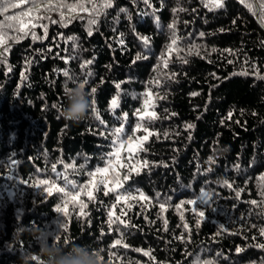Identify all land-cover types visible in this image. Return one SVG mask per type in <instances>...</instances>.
Returning a JSON list of instances; mask_svg holds the SVG:
<instances>
[{"label":"trees","instance_id":"obj_1","mask_svg":"<svg viewBox=\"0 0 264 264\" xmlns=\"http://www.w3.org/2000/svg\"><path fill=\"white\" fill-rule=\"evenodd\" d=\"M16 2L6 15L30 7ZM47 2L30 14L51 18L39 22L47 38L15 40L16 32L0 29L7 33L0 46V264H22V255L38 252L36 228L49 243L59 235L61 244L98 248L106 264H264V0H223V7L112 0L107 8L95 0L100 15L91 35L88 12L64 9L71 20L64 26L58 11L44 10ZM0 22L7 23L4 15ZM34 31L43 37V28ZM65 70L92 93L93 107L78 123L60 116L68 103ZM149 96L158 119L141 120L136 112ZM138 123L153 134L131 158L121 152L112 179L119 173L123 186L107 195L103 185L91 189L92 200L79 193L85 215L72 202L67 216L57 212L65 193L77 195L72 184L88 185L89 173L106 166L115 128H123L121 139L147 134L134 132ZM203 189L212 204L193 213L187 201ZM118 193L148 199L117 202ZM109 211L128 226L109 227Z\"/></svg>","mask_w":264,"mask_h":264},{"label":"snow or ice","instance_id":"obj_2","mask_svg":"<svg viewBox=\"0 0 264 264\" xmlns=\"http://www.w3.org/2000/svg\"><path fill=\"white\" fill-rule=\"evenodd\" d=\"M22 2H24V0H22ZM26 2H28L30 4V7L23 11L20 12L18 14L15 15H6L10 9H15L18 8L20 6L19 3L16 2V0H0V15H4V21H7V23L5 24L4 22H0V29H10L13 30L14 32L17 33V35L10 37L11 39H15V40H20L23 39L25 37H27L29 34H31L32 39L38 40V39H45L47 38V25L44 23H39L40 21L46 20V19H51L50 17H46V16H42V15H30L33 13V9H36V12L38 13L40 11L41 8V0H26ZM85 2L87 3H91L92 4V8L91 10L89 8H87L85 6ZM111 2L112 0H105V3L103 5L104 8L107 7H111ZM145 4H148V0H144ZM241 2H243V0H241ZM205 6H208L207 4ZM211 6L212 7H223V0H211ZM43 8L45 11L51 12V11H58L59 15H60V22L64 25L67 26L68 23H71L70 19H66V14L64 9L68 10L69 14L75 13L77 10L79 11H83V12H88L89 16H88V34L91 35L92 34V28L94 25L97 24V17L100 15V10L97 9L95 0H79L78 3H72V4H68L66 3V0H57L56 3H52V0H48L47 3L43 4ZM123 11V10H122ZM22 17H29L28 19H23ZM81 19H83L84 17H80ZM52 23H56L55 20L51 21ZM39 26L41 28H43L44 30V35L43 37L37 36L34 29ZM170 28H175V25H170ZM201 35H204L203 33H201ZM7 33L5 31H0V46L4 45L7 43ZM69 39H75L74 37H71ZM144 42L147 44L148 43V38L145 37L143 38ZM177 40L178 37L175 35V33H173V37H172V45H176L177 44ZM122 43V41H121ZM196 49V46H192V48H190L189 54H191L194 50ZM7 51V49H5V52ZM212 51H216V49H212ZM196 54H199V52H196ZM0 55H3L2 53H0ZM141 57L138 55L137 59H140ZM186 62V61H184ZM86 63L90 64L91 61H87ZM165 67H167V61H165ZM69 73L67 70H65L63 72L64 76H67ZM258 75V72H257ZM261 79H264V77H260ZM87 82V81H86ZM156 83H159V81L157 80ZM119 84L116 85L117 88H119ZM96 91V89H92V92L94 93ZM198 93H193L192 95H197ZM148 95V94H146ZM111 105L113 108H115L117 106V100L113 99L111 101ZM144 106H145V111L147 113L146 117L141 115L140 111L137 110L136 115L140 116L141 120L147 118L148 120H154V119H158L156 113L154 111L152 112H148V108H154V102L150 103L149 99H145L144 101ZM93 111L95 112L96 110L93 109ZM97 118H98V113H97ZM127 118V114H124V119ZM102 123V121H101ZM187 127L191 128L193 127V125H187ZM141 128H144V125L142 123H138L136 125V129H134V132L136 130H139ZM123 128H115L112 131V135L116 137V141H114V143L116 144V151L113 153H110L109 155L111 157L115 158V161H119L120 160V154H121V150L125 148V145H131L132 143V139L131 137H128L126 139H121V135L123 133ZM145 133H147L145 136H143L142 138H137L138 141H140L139 144V150H143V141H146L148 139L149 135H152L153 133L148 132L147 128H144ZM128 152H129V158H131L132 156V152L133 149L131 147L128 148ZM211 162V161H210ZM137 163H139V161H137ZM148 162L144 161L143 162V166H147ZM55 166L53 165V168ZM65 167H68L67 165ZM112 168L113 171H115L114 169V161L112 159H109L107 161V164L105 167L102 168H97L95 169L94 172L89 173L90 177L92 179H90L89 184L88 185H84L80 188H77V186L75 184H72V188L77 192L76 196H73L71 193H65V196L68 197L69 199L66 200L64 202V207H57L56 211L57 212H62L64 214V216L68 215V211H67V203L68 202H72L73 204H79L80 206V215H85L83 209L87 207V204L83 203L82 201H78L77 197L79 195V193L84 192L89 200L94 199L93 193L91 191V189H95V190H99V186L103 185L105 188V195L108 194L109 191L111 192H117V187L116 185H119L120 187H122V183L119 180V173H115V178L112 179V183H113V187H109V182H110V177H109V169ZM134 168V166H133ZM132 169H130L131 171ZM100 174V180L97 182L96 181V175ZM127 176L124 177L125 180H127ZM67 182V181H66ZM48 181L47 180H41L40 184L43 185H48ZM226 185H228V182L225 181L224 182ZM229 187L231 185H228ZM49 195L51 194V188H47L45 189ZM57 192H64L63 188H57L56 189ZM206 195V194H205ZM141 199L147 200L148 198L144 196L143 193H139L138 196H132V195H128V194H117L116 200L117 202H119L120 200H124V201H128V200H136L137 202H139ZM201 202H204L203 200ZM188 204L190 205H195L197 204V201L195 200H189L187 201ZM252 204H256V201H251ZM115 205H113L114 207ZM129 208H131V205H128ZM161 210H164V205L161 204L160 205ZM191 211L193 213H197V208L193 207L191 209ZM125 213H121V215H124ZM198 215L200 217H204V212L203 211H199ZM113 213L111 211H109V227H111L112 223L115 222H119L120 224H123L125 227L128 226L127 222H125L124 220H122L119 216H117L115 218V220L112 219ZM165 227L167 222L165 221ZM185 228H187V225L185 224ZM261 235H264V228L260 229ZM59 235H57V239H59ZM121 240H116L115 244H120ZM259 247L264 248V244H260L258 245ZM126 247V245H125ZM237 251H240L239 249H237ZM145 255H148V253H145ZM33 259H35V257H33Z\"/></svg>","mask_w":264,"mask_h":264},{"label":"clouds","instance_id":"obj_3","mask_svg":"<svg viewBox=\"0 0 264 264\" xmlns=\"http://www.w3.org/2000/svg\"><path fill=\"white\" fill-rule=\"evenodd\" d=\"M65 78L63 94L68 103L60 112V116L66 121L78 123L89 115L93 107L92 93L87 90L85 80L70 74ZM31 235L38 242L39 251L22 255V264H35V256H39L42 264H106L98 248L75 243L61 244L57 236L49 243V237L39 228L33 229ZM42 236L44 239H41Z\"/></svg>","mask_w":264,"mask_h":264},{"label":"rangeland","instance_id":"obj_4","mask_svg":"<svg viewBox=\"0 0 264 264\" xmlns=\"http://www.w3.org/2000/svg\"><path fill=\"white\" fill-rule=\"evenodd\" d=\"M145 99H149V101H150V103L152 102V100H151V97L149 96V97H146ZM145 101V100H144ZM148 112H152V111H154V109L153 108H148V110H147ZM155 112V111H154ZM140 113H141V115H143V116H145L146 117V115H147V113H146V111H145V106H144V102H143V105H142V107H141V109H140ZM143 136H145V135H143ZM142 135H138L137 136V138L139 137V138H142L143 137ZM137 138L134 140V141H132V143H131V145H125V148L124 149H122L121 150V152H125L126 150H128V148L129 147H131L132 149H133V152L138 148V146H139V144H140V141H138L137 140ZM132 152V153H133ZM123 156H120V160L117 162V161H115V158L114 157H111L110 159H112L113 161H114V169L115 170H119L120 168H119V166H121L122 164H121V161L123 160ZM105 167V166H104ZM102 168V167H101ZM112 173H113V169L112 168H110L109 169V177H110V182H109V187H112ZM96 181L98 180V179H100V174H97L96 175ZM116 187L118 188L119 187V185H116ZM206 194V195H205ZM204 201V202H201V201ZM197 201V204H195V205H192V207H197L198 205L199 206H209V205H211L212 204V199H211V196H210V194L208 193V191L207 190H205V189H203L202 191H201V193H200V195H199V198L196 200Z\"/></svg>","mask_w":264,"mask_h":264}]
</instances>
